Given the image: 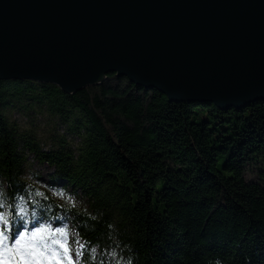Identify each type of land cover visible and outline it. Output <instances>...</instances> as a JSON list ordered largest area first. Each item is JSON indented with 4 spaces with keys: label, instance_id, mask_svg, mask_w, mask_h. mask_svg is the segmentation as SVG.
<instances>
[{
    "label": "trees",
    "instance_id": "16d2710c",
    "mask_svg": "<svg viewBox=\"0 0 264 264\" xmlns=\"http://www.w3.org/2000/svg\"><path fill=\"white\" fill-rule=\"evenodd\" d=\"M0 215L12 239L69 222L73 264H264V100L0 79Z\"/></svg>",
    "mask_w": 264,
    "mask_h": 264
},
{
    "label": "water",
    "instance_id": "95a60500",
    "mask_svg": "<svg viewBox=\"0 0 264 264\" xmlns=\"http://www.w3.org/2000/svg\"><path fill=\"white\" fill-rule=\"evenodd\" d=\"M109 73L171 102L264 100V0H0V79L73 94Z\"/></svg>",
    "mask_w": 264,
    "mask_h": 264
},
{
    "label": "snow or ice",
    "instance_id": "6c2138e0",
    "mask_svg": "<svg viewBox=\"0 0 264 264\" xmlns=\"http://www.w3.org/2000/svg\"><path fill=\"white\" fill-rule=\"evenodd\" d=\"M0 221L6 223V217L0 215ZM67 243V231L64 228L53 230L50 227H37L30 232L25 229L14 239L6 231H0V264H42L41 257L56 259L57 264L66 258L68 264H73Z\"/></svg>",
    "mask_w": 264,
    "mask_h": 264
},
{
    "label": "rangeland",
    "instance_id": "374dc122",
    "mask_svg": "<svg viewBox=\"0 0 264 264\" xmlns=\"http://www.w3.org/2000/svg\"><path fill=\"white\" fill-rule=\"evenodd\" d=\"M32 169L38 171L40 173V175L42 176L43 179H46V173H48L49 167L47 165H37L34 164L32 165ZM62 223L64 224L63 226L68 230V243H67V247L69 249V255L71 257L72 262H78L79 260V256L77 255V253H80V249H81V241L77 238L76 234L73 231V228L71 227V225L69 224V222H64L62 221ZM4 224V221H0V227ZM45 226H49L50 224L47 225V223H42ZM63 250H61L62 253ZM42 261V264H57V262H55L53 259L49 260L46 259L44 257L40 258ZM57 261V260H56ZM61 264H68L67 259L65 258V260L61 261Z\"/></svg>",
    "mask_w": 264,
    "mask_h": 264
}]
</instances>
